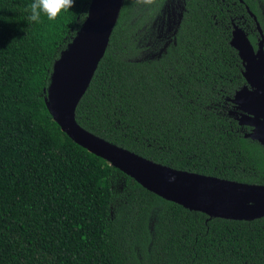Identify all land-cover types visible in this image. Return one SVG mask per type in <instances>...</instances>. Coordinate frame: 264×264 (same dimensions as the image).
Returning <instances> with one entry per match:
<instances>
[{"label": "trees", "instance_id": "trees-1", "mask_svg": "<svg viewBox=\"0 0 264 264\" xmlns=\"http://www.w3.org/2000/svg\"><path fill=\"white\" fill-rule=\"evenodd\" d=\"M242 1L185 0L158 41L168 0H124L78 123L155 163L264 186V146L230 102L246 84L233 30H256L251 13L264 30V0ZM32 2L0 0V264H264V218L187 210L62 132L47 90L92 0L40 23L28 20Z\"/></svg>", "mask_w": 264, "mask_h": 264}, {"label": "water", "instance_id": "water-1", "mask_svg": "<svg viewBox=\"0 0 264 264\" xmlns=\"http://www.w3.org/2000/svg\"><path fill=\"white\" fill-rule=\"evenodd\" d=\"M242 1V0H241ZM124 0H92L78 35L54 63L46 103L62 132L90 153L151 193L211 218L254 221L264 218V186L181 171L155 163L85 130L77 121L79 103L105 57ZM231 45L244 65L247 85L233 99L238 122L252 128L245 135L264 146V56L247 33L235 26Z\"/></svg>", "mask_w": 264, "mask_h": 264}, {"label": "rangeland", "instance_id": "rangeland-1", "mask_svg": "<svg viewBox=\"0 0 264 264\" xmlns=\"http://www.w3.org/2000/svg\"><path fill=\"white\" fill-rule=\"evenodd\" d=\"M183 8H185V0H168L167 7L165 8L163 14L158 19V21L154 26L155 32L158 36L157 37L158 41H162L170 35L175 22H177V20L179 19L178 17L179 9H181L182 11ZM168 42L169 41L166 42V45ZM154 43L155 42L152 41L151 45L148 44V46H150V48L153 49ZM165 52H166V46L161 50H159L158 52H156V54L151 52L148 55V57H150L151 55H152L151 57L154 58L160 57L163 56ZM116 180H117L116 186H118V189L123 190V188L125 187V181L121 177H118Z\"/></svg>", "mask_w": 264, "mask_h": 264}, {"label": "clouds", "instance_id": "clouds-1", "mask_svg": "<svg viewBox=\"0 0 264 264\" xmlns=\"http://www.w3.org/2000/svg\"><path fill=\"white\" fill-rule=\"evenodd\" d=\"M76 0H33L25 9L29 13L28 20L35 23L41 22L42 14L48 20H56L62 13L71 10L75 6ZM185 8L179 9V19L177 24H180Z\"/></svg>", "mask_w": 264, "mask_h": 264}, {"label": "flooded vegetation", "instance_id": "flooded-vegetation-1", "mask_svg": "<svg viewBox=\"0 0 264 264\" xmlns=\"http://www.w3.org/2000/svg\"><path fill=\"white\" fill-rule=\"evenodd\" d=\"M240 2L242 3V4H245V2L244 1H241L240 0ZM246 9L248 10L249 9V6H247L246 5ZM249 12V11H248ZM249 14H250V12H249ZM251 15V17L252 18H254V20H255V24H256V30H253V31H256V32H254L253 33V31H252V33L250 34V33H247V35H248V38L250 39V41H251V44H252V46H253V48H254V52L255 53H257V52H261L262 54H263V56H264V30L262 29V27H261V25H260V23L258 22V19H257V17H256V15L255 14H253V13H251L250 14ZM263 15H264V11H263ZM258 33V34H257ZM244 66V65H243ZM245 68V67H244ZM245 78V77H244ZM245 81H246V79H245ZM247 85V82H246V84L243 86V87H241V89H239L238 91H240V90H242L245 86ZM237 91V92H238ZM236 92V93H237ZM236 95V94H235ZM235 97V96H234ZM234 99V98H233ZM233 99H231V103L233 104V106H234V108L237 110L236 111V116H237V119H239V117H241V112L237 109V107L235 106V104H234V102H233ZM240 125V124H239ZM242 128H248L250 131L248 132V133H246V135L247 134H249L251 131H252V128H250V127H248V126H246V125H240Z\"/></svg>", "mask_w": 264, "mask_h": 264}]
</instances>
